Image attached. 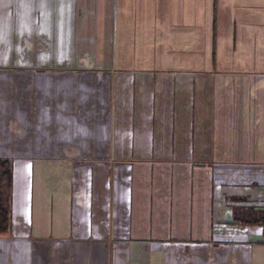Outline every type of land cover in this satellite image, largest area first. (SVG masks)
Segmentation results:
<instances>
[{
    "label": "crops",
    "instance_id": "1",
    "mask_svg": "<svg viewBox=\"0 0 264 264\" xmlns=\"http://www.w3.org/2000/svg\"><path fill=\"white\" fill-rule=\"evenodd\" d=\"M0 158V264H264V0H0Z\"/></svg>",
    "mask_w": 264,
    "mask_h": 264
},
{
    "label": "trees",
    "instance_id": "2",
    "mask_svg": "<svg viewBox=\"0 0 264 264\" xmlns=\"http://www.w3.org/2000/svg\"><path fill=\"white\" fill-rule=\"evenodd\" d=\"M11 184L10 162L7 158H0V233L9 226V195ZM232 220L244 225H258L264 237V207L233 206Z\"/></svg>",
    "mask_w": 264,
    "mask_h": 264
},
{
    "label": "rangeland",
    "instance_id": "3",
    "mask_svg": "<svg viewBox=\"0 0 264 264\" xmlns=\"http://www.w3.org/2000/svg\"><path fill=\"white\" fill-rule=\"evenodd\" d=\"M221 30H224L225 33H229V29H227V28H223ZM181 32H183V28H181V27H177V28L171 27V36H174V34L176 36H178V34H180ZM171 40H172V38H171ZM127 61L132 66H137V67L153 65V62H154V60H139V59H131V60H127ZM204 61H205L206 66H208V67H211V66L214 67V66L218 65V60H214V59L212 60L211 59V60H204ZM170 63H171V66H177L179 63H183L184 65H190V66L196 65V62L194 60H185V61L171 60ZM167 65H169V64H167Z\"/></svg>",
    "mask_w": 264,
    "mask_h": 264
}]
</instances>
